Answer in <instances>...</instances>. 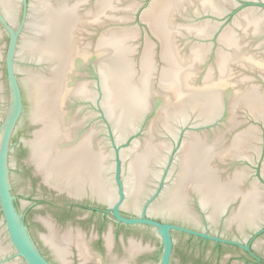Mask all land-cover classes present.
Wrapping results in <instances>:
<instances>
[{
  "label": "water",
  "instance_id": "95a60500",
  "mask_svg": "<svg viewBox=\"0 0 264 264\" xmlns=\"http://www.w3.org/2000/svg\"><path fill=\"white\" fill-rule=\"evenodd\" d=\"M64 192L145 264L260 260L264 0H0V264L66 261Z\"/></svg>",
  "mask_w": 264,
  "mask_h": 264
},
{
  "label": "flooded vegetation",
  "instance_id": "af4514ba",
  "mask_svg": "<svg viewBox=\"0 0 264 264\" xmlns=\"http://www.w3.org/2000/svg\"><path fill=\"white\" fill-rule=\"evenodd\" d=\"M63 194L71 201L69 206H66L63 209L71 218L66 229L71 228L74 233L73 238L77 240L71 241V244L68 248L66 261L62 260L61 264H119L118 262L123 259H128L129 264H145V250L136 253L130 258L125 248L127 245H129L130 238H138L135 236H128L126 234L121 235L116 230H114V228H112L114 233L112 238L113 246L111 251H109L106 235L108 234L111 227L106 228L104 223L97 225V223L94 222V214L100 213L105 215V217H113L111 214H106L104 212L102 203L94 202L92 200L94 196H92L91 193L84 194L80 197L67 192H64ZM53 217L60 229H64V225H62L55 216ZM77 232L82 234L80 238H77ZM253 236L254 233L248 236V238H246L247 241L241 237L227 238L237 239L241 242H244L245 244L250 243L251 250L260 257V260L251 255L249 251L244 250L239 246L222 242L215 243L214 241L202 239L197 236L193 237H197L203 242L212 243L214 248L219 252L218 260L222 264H264V252L260 250L261 247L258 248V237L256 239H252ZM122 238L124 242H122ZM138 240H142V243L144 244L143 239ZM77 242H83L84 244L88 245V249L85 252L90 254L89 259H85V257L80 256V249L77 247ZM46 258L51 264H55L52 262L49 256H46Z\"/></svg>",
  "mask_w": 264,
  "mask_h": 264
}]
</instances>
